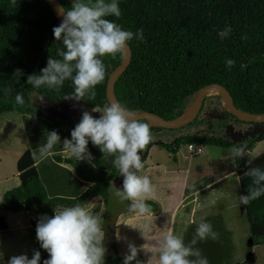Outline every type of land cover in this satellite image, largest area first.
Here are the masks:
<instances>
[{
	"label": "trees",
	"instance_id": "trees-1",
	"mask_svg": "<svg viewBox=\"0 0 264 264\" xmlns=\"http://www.w3.org/2000/svg\"><path fill=\"white\" fill-rule=\"evenodd\" d=\"M59 1L65 9H70L71 0ZM117 3L120 17L110 16L107 19L123 30L134 33L133 39L127 42L131 48L130 61L113 87L117 103L134 112L147 110L166 119H175L190 109L201 86L213 82L226 87L241 111L264 113V0H117ZM60 23L58 15L46 0H16L15 3L13 0H0V115L14 111L21 114L24 122L31 121L39 127L38 118H49V113L31 106V94L44 95L61 103L66 95L73 92L71 80H66L59 90L47 86L34 88L26 83L29 75L41 74L50 57L61 59L57 52L63 50L64 46L62 40H55L52 31ZM140 29L143 30L142 41L135 35ZM226 29L228 32L224 35ZM122 57L120 53L100 57L105 65V79L95 86L94 99L89 100L86 96L81 102L92 108L109 104L106 83L111 72L122 62ZM229 59L235 61L231 68L226 65ZM15 69H21L22 74L15 76ZM5 89L9 90L7 95ZM18 92L24 97L22 106L15 104ZM205 99L206 96L196 118L203 109ZM221 105L224 109L223 119L248 124L252 133H247L248 136L240 133L237 140L205 131L180 134L170 142L153 139L142 150L143 160L153 144L176 154L181 144L189 142L237 147L245 140L247 152L257 141L264 139V121L240 120L227 110L223 101ZM53 122L60 124L57 117ZM154 127L169 129L152 125L150 130ZM32 153L31 149L26 148L17 158L19 183L2 193L0 207L10 211H26L36 249L41 253L40 264L49 258V254L41 248L36 238L38 219L43 215L54 216L55 204L74 205L93 195H100L104 203L101 225L104 230L102 244L106 249L104 264H123L125 255L119 252L117 245L113 244L110 253L107 245V241H115L113 237L118 214L129 211L131 203L129 200L121 201L113 194L115 187H122L116 176L118 169L113 165L115 156H112L109 168L92 170L88 177L81 175L89 182L73 177L76 183L72 182L71 193L65 195L60 194L62 190L47 193ZM50 156L63 162L73 161L57 151ZM235 165L241 195H247L250 186H257L252 185L253 177L245 173L251 167L264 170V150L250 162H247V155L237 159ZM56 167L58 171L64 170L72 175L69 168L57 164ZM146 201L154 205L152 201ZM244 208L255 256L247 264H264V194L244 205ZM201 220L211 222L213 230L219 234L217 240L199 239L196 228ZM193 240L196 242L193 243ZM182 241L186 247L200 249L209 264H229L235 251L231 233L221 215L192 221ZM187 258L193 261L198 259L195 256ZM139 262L141 258L137 256L131 264Z\"/></svg>",
	"mask_w": 264,
	"mask_h": 264
},
{
	"label": "clouds",
	"instance_id": "clouds-1",
	"mask_svg": "<svg viewBox=\"0 0 264 264\" xmlns=\"http://www.w3.org/2000/svg\"><path fill=\"white\" fill-rule=\"evenodd\" d=\"M15 2L16 0H13V3ZM59 14L62 21L52 31L55 40H62L64 46L63 50L57 52L61 59L50 57L47 66L41 69V74L29 75L26 83L34 88L47 86L59 90L66 80H71L73 92L64 99L81 101L87 96L92 100L96 96L95 86L105 79V65L100 57L115 56L117 53L123 55L127 50V42L133 39L134 33L123 30L118 24L107 19L110 16L120 17L117 0H72L70 9H61ZM227 32L226 29L224 35H227ZM135 35L139 40H143L142 29ZM234 63L231 59L226 61L229 68ZM21 74V69H15V76ZM8 91L5 89L6 95ZM223 102L225 104L224 100ZM24 103L23 95L18 92L15 104L22 106ZM91 111L100 113L99 118L91 115L89 111H83L82 119L70 133L71 139L65 138L62 141L63 150L76 160L87 158L91 161L92 155L87 152L90 140L103 154L115 156L113 165L123 177V183L121 188L115 187L114 196L121 201H131L128 206L130 212L146 214L151 207L145 203V199L155 197L156 190L148 175H138L137 172L144 168V160L142 161L139 153L152 140L149 124L141 122L134 111L116 102H110L102 108L93 107ZM57 143H61L58 132H48L46 143L38 149V155L36 152L32 153L33 160L47 158ZM189 143H201L202 147L204 144ZM246 149V144L231 149L233 163L248 155ZM245 174L253 177L252 185L257 187L250 186L247 195L239 196L242 206L264 194V170L251 167ZM97 199H101V196ZM211 203L215 204L216 201ZM54 212L51 217L41 216L36 226V238L41 248L49 254L43 264H104L106 249L102 244L104 231L100 226L101 218L79 204L71 207L57 206ZM196 235L202 241H215L219 238L211 222L205 220L199 222ZM195 242L193 240V243ZM137 251V247L129 243L123 264H131L137 257ZM157 253L158 264H209L200 249L186 247L182 239L174 234L164 236ZM189 256L198 259L189 260ZM40 261V251L33 250L31 258L27 254L15 255L8 259L7 264H40Z\"/></svg>",
	"mask_w": 264,
	"mask_h": 264
},
{
	"label": "rangeland",
	"instance_id": "rangeland-1",
	"mask_svg": "<svg viewBox=\"0 0 264 264\" xmlns=\"http://www.w3.org/2000/svg\"><path fill=\"white\" fill-rule=\"evenodd\" d=\"M205 96L206 99L204 102L203 109L201 110V113L196 118V120H193L192 122L184 124L183 126L180 127H174L169 129L159 128L155 130H150L152 134V140L159 139L162 141L170 142L174 139V137L180 134L198 132V131H202V132L205 131L211 134L214 132V134H221L222 136L228 138L229 140H237L241 136L240 133L247 134L251 132L252 129L248 124H245L237 120L223 119L224 109L221 104L223 100L225 101V97L219 89L211 88ZM42 97H43V102H41ZM29 100L32 107H35L37 109H42L47 113H49L48 114L49 118L40 116L37 121L40 122V126L38 127L37 124H34L31 121L24 122L20 113L14 111L10 112L11 114H15L13 116L15 117L16 120L8 131L5 130L6 132L3 135H0V193L2 191L4 192L6 189H9L17 185L18 183L16 181L17 177L16 179L13 178L15 176V170H16L14 164V154L16 153V151H18V148L22 145L21 139L23 138L21 134V128L18 117L22 123L23 128L25 127V130L27 131L30 144L33 145L35 149L37 148L36 153L38 155V149L44 143H46V137L48 135V132L52 130H56L60 135L61 143H57L52 149L54 150L53 152H56L57 149H60V146L62 145V141L65 138L71 139L70 133L82 119L83 111L85 110L89 111L91 115H93L94 117L100 116V113L92 112L91 111L92 107H88L86 104H84L81 101L65 99L61 103H56L53 100L48 99L46 96L36 93H32ZM7 113L8 112H4L0 115V121L1 119L6 117L4 115H6ZM32 116L33 115L31 114L30 117ZM54 117H57L59 119L60 121L59 125L53 122ZM141 120L144 121L145 123H148L149 125H158L152 119H144V120L141 119ZM210 121H212L211 124ZM258 131H260V129ZM248 135L249 134H247V136ZM244 143H246L245 140ZM88 144L91 147V149L87 150V152H89L92 155V160L89 161L87 160V158H85L84 160H77L82 166L81 168L89 169V170H93V168L94 170H98L99 168H109L110 155L106 153L103 154L97 146L92 144L91 141H89ZM233 147L234 146L222 147L219 145H215L213 143L203 144L202 147L203 150L200 154H196L193 156H186L188 151L185 144L180 145L178 149V153L176 152V154H172L165 148L155 144L152 147L151 156L149 157L150 158L149 167L145 168L144 170L142 169L139 172L142 171L144 175H148L151 178L152 184L153 182H155L153 186L155 187L156 190V197H158L160 201L164 199L165 203H167L168 206H173L178 202L179 195L182 190H183L182 194H184V191L189 193V191L192 188L196 187L197 185H201L202 183H207L211 179L215 178L220 172L227 170L232 166H236L233 163V155L231 152V149ZM263 150H264V139L257 141L252 147V149L247 150V153L249 152L247 155V161L254 158ZM58 153L60 155H69L65 153V151H61V150H59ZM173 155L177 157L178 162L168 165V160L169 158H172ZM48 158L53 160V157L51 156ZM50 159H48L47 161L49 169L52 168V164H53L51 163ZM73 159L76 160L75 158ZM163 162L165 167L166 166L168 167L167 169L172 170V172H170L169 175L164 176L165 174L162 172V165L157 166L158 163H163ZM68 163L69 165L64 164V166L70 169L72 175H70L69 172L62 170V171H57L58 174L49 173L50 175L48 177L45 176L46 171H48L44 167L45 161H42L38 164V168H40L39 169L41 172L40 174L43 179V184L46 187L47 193L53 190H60V191L62 190L63 193H71V190L73 188L72 182L76 183L73 177L74 175L75 176L79 175L78 174L79 170L76 168L75 163H70V162ZM151 164H153L155 167L152 166ZM139 172H137V174ZM84 173L85 172H83L81 175H84ZM161 174H164L162 175L163 177L161 176ZM184 175H185V181L182 183ZM154 176L157 177L153 178ZM167 179H168V184L164 185L162 182L166 181ZM165 191H169L170 195L165 196L164 194ZM189 201L190 199L189 200L184 199L183 201H181L177 205L179 211H184L186 206H190ZM56 205L60 207L75 206L69 204H56ZM99 205H98L99 209L96 208L94 209V211L92 210L90 211L95 216L102 214V205L104 204H102V202L100 201ZM222 219L224 221L223 217ZM10 222L11 221L7 223L8 226L3 230L4 232L0 233L1 238H4L5 235H7L8 237L13 236V233L15 232V231L13 232V230L16 229L15 226H12V224H10ZM245 222L247 223L248 226V221L246 218H245ZM19 230L21 231L23 229L20 228ZM230 233L232 234L231 236H233L234 231L232 230L230 231ZM119 236L120 233L118 232L116 227L114 229V237H113L115 241L114 242L113 240L107 241V245L109 246L108 253H110L111 250L113 249V244H116L119 252L122 254L121 252L122 247L120 246L119 243L120 241ZM111 238L112 236L109 237V239ZM248 238H251V235H249ZM234 244L236 249L237 244L235 242Z\"/></svg>",
	"mask_w": 264,
	"mask_h": 264
},
{
	"label": "crops",
	"instance_id": "crops-1",
	"mask_svg": "<svg viewBox=\"0 0 264 264\" xmlns=\"http://www.w3.org/2000/svg\"><path fill=\"white\" fill-rule=\"evenodd\" d=\"M13 115L15 114H11L10 112H8L6 115H4L6 117L1 119L0 135H3L6 131L9 130L12 124H14L16 119ZM96 118L99 117L97 116ZM18 120L23 138L21 139L22 145L14 154L15 167L17 158L26 148L31 149L32 152L37 151V148L35 149L33 145L30 144L27 131L25 130V127L23 128L19 117ZM154 145L155 144L151 145L148 149V154L143 161V170L149 167V157L151 156L152 147ZM90 149L91 147L88 144L87 150ZM59 150L64 151L63 145L60 146V149H57V152ZM53 151L54 150H51V153ZM62 156L71 157L70 155ZM71 158L73 160L72 163H75L76 168L79 170L78 174L81 175L83 172H85L83 176L88 177L92 170L90 171L89 169L81 168L82 166L80 165V163L77 160H74V157ZM48 159L50 158L47 157L43 160H35L34 162L42 182L43 179L40 174V168H38V164L40 162L45 161L44 167L48 170L45 173V176L47 177L50 175L49 173L58 174L56 164L61 166H64V164L69 165L68 162L59 161L58 159L53 158V160L50 159L51 163L53 164L52 168L49 169L47 164ZM109 160L110 165L113 160L112 155H110ZM251 160L247 162H250ZM177 162L178 159L174 155L172 158H169L168 165ZM151 165L154 166L153 164ZM159 165H162V172L165 174H161V176L169 175L170 172H172V170L167 169V166L165 167L164 162L157 164V166ZM141 174L144 175L142 171L138 173V175ZM79 175H74V177L81 180L82 182H89L88 179ZM16 177V181L19 183L17 168L15 170V176L13 178L16 179ZM156 177L157 176H154L153 178ZM184 181L185 175L183 176L182 183ZM162 183L164 185H167L168 179L166 181H163ZM153 184H155V182H153ZM53 191L57 192L59 190ZM2 193L3 191L0 193V200ZM182 193L183 190L179 195L178 202L173 206H168L167 203H165L164 199L160 201L155 195V197L153 198L145 199L150 200L154 203V205L150 206L151 210L146 214L141 215L130 211H124L118 214L116 223L117 230L120 233L119 243L122 247L121 252L123 255H125V253H128V244L132 243L137 247V256L141 258V262H139L138 264H158L157 249L162 245L164 236L174 234L182 239L185 231L192 221L201 219L202 217H206L207 215H222V217L224 218L225 226L230 231H234L232 239L237 244L233 258L229 264H247L254 260V246L251 238H248V236L251 234H249V224L247 226V223L245 222V208L239 202V196L241 195V192L236 166H232L229 169L220 172L215 178L211 179L207 183L197 185L196 187L192 188L189 193H187L186 191H184V194ZM60 194L67 195L68 193L62 192ZM164 194L165 196L170 195L169 191H165ZM98 196L100 195H93L87 200L76 204L85 207L88 211H94V209L98 208L100 201L102 202V204H104L102 197L101 199H97ZM184 199H190V206H186L184 211H179L177 205ZM213 200L216 201L215 204L211 203V201ZM56 207V204L53 205V210ZM103 210L104 205H102V214L98 215V217L101 218V223L103 219ZM9 221H11L10 224H12V226H15L16 230H13V232L15 231L13 233V236L8 237L7 235H5L4 238L0 237V264H7L8 259L15 255L27 254L28 257H30L33 255V250H37L26 211H10L0 207V233L4 232L3 230L7 228V223ZM18 228H22L23 230L20 231ZM236 228L239 230H237Z\"/></svg>",
	"mask_w": 264,
	"mask_h": 264
},
{
	"label": "water",
	"instance_id": "water-1",
	"mask_svg": "<svg viewBox=\"0 0 264 264\" xmlns=\"http://www.w3.org/2000/svg\"><path fill=\"white\" fill-rule=\"evenodd\" d=\"M51 8L55 11V13L58 15L60 21H62V16L59 14L61 9H65L62 5V3L59 0H46ZM131 58V48L129 44L127 43V50L123 54L122 62L111 72L107 83H106V96L108 99V103L110 102H116L114 96H113V87L114 83L117 80L118 76L124 71V69L127 67L129 61ZM211 88L219 89L224 97H225V104L227 106V110L232 113L234 116H236L238 119L243 121H264V113L263 114H254V113H247L245 111H241L236 107L234 104L233 98L229 91L226 89L225 86L219 84V83H208L203 86H201L196 94V98L193 102V104L190 106L191 110L185 115V116H179L175 119H166L162 117L161 115L151 112V111H140L135 112L138 119H152L154 120L158 125L167 127V128H174V127H180L184 124H187L191 122L198 114L205 95L209 92ZM142 157L143 161V153H139ZM118 180L120 183H123V177L119 175V170H117L116 174ZM146 204L150 205L148 202H145Z\"/></svg>",
	"mask_w": 264,
	"mask_h": 264
},
{
	"label": "built area",
	"instance_id": "built-area-1",
	"mask_svg": "<svg viewBox=\"0 0 264 264\" xmlns=\"http://www.w3.org/2000/svg\"><path fill=\"white\" fill-rule=\"evenodd\" d=\"M187 151L189 156H193L196 154H200L202 152V144L201 143H189L187 144Z\"/></svg>",
	"mask_w": 264,
	"mask_h": 264
},
{
	"label": "flooded vegetation",
	"instance_id": "flooded-vegetation-1",
	"mask_svg": "<svg viewBox=\"0 0 264 264\" xmlns=\"http://www.w3.org/2000/svg\"><path fill=\"white\" fill-rule=\"evenodd\" d=\"M149 126H152V125H149ZM155 129H159V127H154V129H153V130H155Z\"/></svg>",
	"mask_w": 264,
	"mask_h": 264
},
{
	"label": "bare ground",
	"instance_id": "bare-ground-1",
	"mask_svg": "<svg viewBox=\"0 0 264 264\" xmlns=\"http://www.w3.org/2000/svg\"><path fill=\"white\" fill-rule=\"evenodd\" d=\"M191 110V108L189 110H187L188 112ZM187 111L185 112V114L187 113ZM185 114L183 116H185Z\"/></svg>",
	"mask_w": 264,
	"mask_h": 264
}]
</instances>
